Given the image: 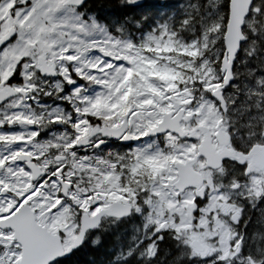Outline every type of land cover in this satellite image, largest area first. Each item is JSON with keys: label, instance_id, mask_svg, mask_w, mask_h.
<instances>
[{"label": "snow or ice", "instance_id": "6c2138e0", "mask_svg": "<svg viewBox=\"0 0 264 264\" xmlns=\"http://www.w3.org/2000/svg\"><path fill=\"white\" fill-rule=\"evenodd\" d=\"M0 264H264V0H0Z\"/></svg>", "mask_w": 264, "mask_h": 264}]
</instances>
